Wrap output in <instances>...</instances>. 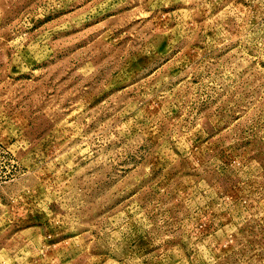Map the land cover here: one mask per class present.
I'll return each instance as SVG.
<instances>
[{"label": "rangeland", "instance_id": "rangeland-1", "mask_svg": "<svg viewBox=\"0 0 264 264\" xmlns=\"http://www.w3.org/2000/svg\"><path fill=\"white\" fill-rule=\"evenodd\" d=\"M0 264H264V0H0Z\"/></svg>", "mask_w": 264, "mask_h": 264}]
</instances>
